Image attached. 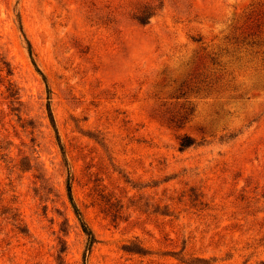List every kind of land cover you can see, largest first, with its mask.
<instances>
[{"label":"rangeland","instance_id":"1","mask_svg":"<svg viewBox=\"0 0 264 264\" xmlns=\"http://www.w3.org/2000/svg\"><path fill=\"white\" fill-rule=\"evenodd\" d=\"M0 264H264V0H0Z\"/></svg>","mask_w":264,"mask_h":264},{"label":"trees","instance_id":"2","mask_svg":"<svg viewBox=\"0 0 264 264\" xmlns=\"http://www.w3.org/2000/svg\"><path fill=\"white\" fill-rule=\"evenodd\" d=\"M138 20L140 22H143L139 17H138ZM18 26H19L20 29L22 28L20 22H18ZM25 42H26L27 52H28L29 56L31 57V55H32V49H31L30 42L26 38H25ZM31 62L34 65L35 70L38 72V68L36 67L33 59H31ZM38 73L40 74V72H38ZM41 77H42V79L44 81V78H43L42 75H41ZM47 114H48V118H49L50 125H51V127L53 129V132H54L55 139L57 141L58 147L61 149L60 143H59V140H58V136H57V133H56V128H55L54 120H53V117L51 115V111H50V108H49V105L48 104H47ZM182 119H184V118H182ZM178 141H179L178 142L179 149L188 148V147H190L193 144V141L188 136H186V135H184L181 138H179ZM65 191H66L67 199H68V201L70 203V206H71V208H72V210L74 212V215H75V217L77 218V220L79 222V226L81 228V231H82V233L86 237V248L88 249L91 246V244L94 242V236H93L91 230L88 228V226L85 224V222L81 219V217H80V215L78 213V210H77V208H76V206H75V204H74V202L72 200V196H71V192H70V185H69V182L68 181L65 184Z\"/></svg>","mask_w":264,"mask_h":264}]
</instances>
